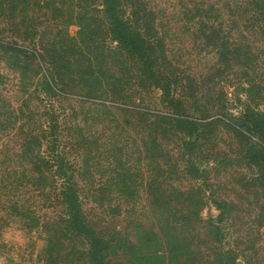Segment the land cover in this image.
<instances>
[{
	"label": "rangeland",
	"instance_id": "1",
	"mask_svg": "<svg viewBox=\"0 0 264 264\" xmlns=\"http://www.w3.org/2000/svg\"><path fill=\"white\" fill-rule=\"evenodd\" d=\"M12 1L0 0L4 264H89L85 242L65 227L60 180L39 181L26 157L38 148L40 136V150H47V111L59 118L60 145L75 165L86 218L109 243L110 264H224L223 257L231 256L238 264H264V188L247 157L262 136L253 130L245 137L236 128L246 103L264 110V0L254 6L245 0H147L188 113L209 122L193 150L186 147V135L168 127L166 114L174 110L161 90L124 72L122 57L107 50L117 42L107 34L100 0ZM29 23L36 34L25 32ZM212 29L237 43L236 50L220 57L207 34ZM33 38L37 48L42 40L46 45L65 38L76 44L96 40L97 61L108 76L121 78L116 89L123 97H89L77 70L49 93L43 81L47 64L39 65L33 53L5 52L19 45L33 52ZM67 57L72 69L86 64L80 53ZM156 134L164 155L153 162L144 142ZM191 163L200 166L199 175L190 172ZM218 201L228 207L223 220ZM9 230L13 235L6 237Z\"/></svg>",
	"mask_w": 264,
	"mask_h": 264
},
{
	"label": "trees",
	"instance_id": "2",
	"mask_svg": "<svg viewBox=\"0 0 264 264\" xmlns=\"http://www.w3.org/2000/svg\"><path fill=\"white\" fill-rule=\"evenodd\" d=\"M16 1L13 0L12 3L15 4ZM100 1L107 21V34L110 39L117 42L114 48L109 47L107 50L109 53L118 54L123 58H121L120 64L124 72L133 71L136 78H139L140 83L145 84L148 80L153 88L156 87L161 90L163 101L174 110L173 114H166L168 127L173 132L186 135L188 137V140L185 141L186 147L193 150L195 137L200 134L201 128L209 125V122L188 113L186 100L178 93L179 77L168 68L170 62L166 58L163 36L154 28L155 13L148 8L147 0ZM257 2L258 0H245L244 3L254 6ZM81 20L83 28L86 25L84 17ZM25 28V32L26 30L28 32L32 30L33 34H36V27L32 23L27 24ZM79 33H81V30ZM207 34L209 39L218 47L220 57L225 58L233 52V49L236 50L237 43L225 39L229 38L227 35H222L214 29ZM33 42L35 45L33 52L24 45L16 46L15 50L9 48L10 51L6 50L8 48L6 46L5 52L15 53V51H20L23 55L33 53L39 57V61H41L39 65L42 62L47 64L49 74H43V81L49 93L58 81L63 82L65 77L70 76L72 72L75 73L77 70L79 81L83 86L82 89L85 88L86 95L89 97H106L112 101L123 97L120 88L119 91L116 89L117 86L120 87L121 78L119 76H108L102 69V62L97 61L98 43L96 40L88 42L84 39L81 43L76 44V42L67 43L65 38L54 41L49 45H46L42 40V47L38 48L36 47L38 42L34 38ZM7 44L6 42L5 45ZM107 50L103 48L102 53L108 54ZM67 53L85 55L86 64H79L76 69H72ZM128 59L131 60L133 66L128 64ZM47 117L49 124L48 129L45 130L46 134H44L45 138H48L46 152L40 150L43 140V137L40 136L36 139L38 148L32 153L26 154V157L30 158L28 160L31 162V168L36 173L39 181L46 177H49V179L52 177V181L55 183L60 180L61 183L58 185L57 182L56 187L59 188V197L64 204L65 227L85 242L87 249L84 258L87 263L110 264L106 255L109 243L98 234L95 227L86 218L78 182L75 180V165L66 157L65 148L60 145L59 118L54 114V111H47ZM158 117H164V114L158 115ZM236 123L238 124L236 126L237 131L241 135L246 137L247 131L254 130L262 136V144L259 146L250 145L247 149V157L258 167L259 179L262 181L264 188V110L255 109L252 104L246 103L241 119ZM144 144L146 151L149 153L148 157L153 162L164 155L157 134L149 135ZM156 162L154 169L159 171L158 161ZM189 168L190 172L196 176L202 172L200 166L195 163H191ZM158 180L159 178L155 177L152 181L157 182ZM153 195L156 196V193L153 192ZM216 204L222 210L220 220H223V214L228 207L224 202L218 201ZM18 213L28 216V214H22L23 211L18 210ZM218 232H221V227H218ZM225 262H227L226 264H238L237 258L234 256L230 258L223 257V263L225 264Z\"/></svg>",
	"mask_w": 264,
	"mask_h": 264
},
{
	"label": "clouds",
	"instance_id": "3",
	"mask_svg": "<svg viewBox=\"0 0 264 264\" xmlns=\"http://www.w3.org/2000/svg\"><path fill=\"white\" fill-rule=\"evenodd\" d=\"M13 235V233L11 232V230L5 232V236L6 237H11ZM15 238L20 241L21 243L23 242L22 236L20 233H16L15 234ZM0 264H4V261L2 259H0Z\"/></svg>",
	"mask_w": 264,
	"mask_h": 264
}]
</instances>
